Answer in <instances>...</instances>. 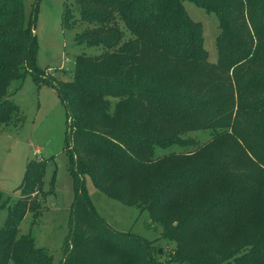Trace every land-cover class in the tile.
I'll return each mask as SVG.
<instances>
[{"label": "trees", "instance_id": "trees-1", "mask_svg": "<svg viewBox=\"0 0 264 264\" xmlns=\"http://www.w3.org/2000/svg\"><path fill=\"white\" fill-rule=\"evenodd\" d=\"M189 1L217 18L214 64H207L201 31L186 16L181 0H68L62 31H71L77 22L82 31L74 44L98 47L102 53L76 56L71 80L61 83L36 65L35 36L24 23L21 0H0V125H7L15 115L18 119V107L7 91L12 81L22 83L27 74L37 88L51 84L65 110L74 202L60 264H114V259H105L110 255L134 264H162L153 261L143 239L106 225L86 194L84 176L105 196L146 211L150 221L162 227L159 239L176 242L170 256L164 255L165 264H225L237 259L240 264H264V256L254 251L256 240L224 249L183 241L191 238L195 227L185 222L196 223L200 215L192 210L191 215L179 217L176 208L189 194L209 187V182L223 181L226 169L223 175L219 164L211 166L212 171L209 167L194 170L162 188L136 191L132 186V176L148 169L149 162L155 164V149L171 144L152 138L149 113L173 118L188 102H208L215 105V119L204 124L219 131L213 141L233 136L244 140L247 132L264 136V0H244L245 13L241 0ZM255 3L260 4L257 11V6L250 8ZM147 66L149 74H155L151 78L145 75ZM234 107L241 122L232 120ZM90 108L94 111L86 114ZM251 165L253 173L244 170V175L245 171L258 174L257 165ZM44 166L43 160L26 162L16 189L18 199L6 207L0 226V264H51L47 253L34 248L30 236L18 235L24 216L44 209ZM3 204L0 192V207ZM221 212L218 216L226 214ZM247 248L250 255L245 258ZM248 258L252 260L243 263Z\"/></svg>", "mask_w": 264, "mask_h": 264}, {"label": "rangeland", "instance_id": "rangeland-1", "mask_svg": "<svg viewBox=\"0 0 264 264\" xmlns=\"http://www.w3.org/2000/svg\"><path fill=\"white\" fill-rule=\"evenodd\" d=\"M241 1L245 13L246 4L244 0ZM67 2L68 0H21L24 23L35 36L36 65L47 73L45 76L51 75L61 83L71 80L76 56L94 57L102 53L98 47L74 44L75 36L82 31L77 22L71 31H62L61 17ZM229 4L231 6L233 2ZM259 5L255 3L250 8L257 6V11ZM181 7L190 22L201 31L207 64H214L215 39L219 33L215 14L189 0H181ZM232 13L228 8V16L231 17ZM149 69L150 66H147L148 74L145 75L151 78L149 75L155 74H149ZM231 74L232 71L229 72L230 79ZM161 83L164 84L163 80ZM9 94L18 107L19 117L17 119L15 115L7 125H0V192L5 202L0 207V226H3L6 219V207L18 199L16 189L22 180L26 162L33 159L45 161L42 184V191L46 195L43 200L44 209L36 214L27 213L19 223L18 235L30 236L34 248L47 253L51 264H60L68 236L69 210L74 202L70 159L65 144L64 106L51 84H43L37 88L29 74L22 83L12 81L7 96ZM188 104L190 105L182 106L178 117L173 115V118H168V115L161 117L149 113L148 129L152 138L171 144L155 149V164L149 162L148 169L132 176V186L136 191L141 188H162L194 170L209 167L212 171L211 166L219 164L223 175L226 169L223 181L219 185H211L209 182V187L189 194L187 200L176 208L179 217L191 215L194 213L192 210L196 212L193 215H200L196 223L190 220L185 222L187 225L194 224L195 227L190 233L191 238L183 241L197 245L208 243L224 249L229 245H241L245 240H256L258 250L254 251L264 256V164L258 162L264 161V136L247 132L242 140L233 136L229 129L228 133L233 139L229 137L223 141H213L219 131L208 128L204 123L214 121L215 105H207L208 102ZM92 111L94 108L86 110L85 113ZM239 116L234 107L232 120H237L235 123L241 122ZM245 121L257 123L248 118ZM200 150H205V153H198ZM34 152H37V158L33 156ZM226 160L229 163L224 167ZM252 162L257 165L258 174L246 175V171L253 173ZM83 186L96 213L108 227L143 239V244L149 247L153 261L158 260L165 264L164 255L170 256L176 242L159 239L162 227L152 223L146 211L135 206H124L116 199L105 196L94 187L88 176H84ZM221 210V213L226 214L218 216ZM245 251L247 258L250 255L249 248ZM111 258L114 259V264L135 263L130 259L119 260L112 255L105 259L109 261ZM251 260L248 258L243 263ZM237 262L239 263L238 259L225 264Z\"/></svg>", "mask_w": 264, "mask_h": 264}, {"label": "built area", "instance_id": "built-area-1", "mask_svg": "<svg viewBox=\"0 0 264 264\" xmlns=\"http://www.w3.org/2000/svg\"><path fill=\"white\" fill-rule=\"evenodd\" d=\"M33 156H34L35 158H37V152H34V153H33Z\"/></svg>", "mask_w": 264, "mask_h": 264}]
</instances>
